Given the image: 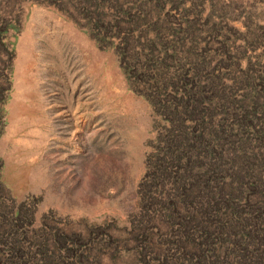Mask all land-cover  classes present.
<instances>
[{
	"label": "rangeland",
	"instance_id": "1",
	"mask_svg": "<svg viewBox=\"0 0 264 264\" xmlns=\"http://www.w3.org/2000/svg\"><path fill=\"white\" fill-rule=\"evenodd\" d=\"M109 1L0 0V264H264V0Z\"/></svg>",
	"mask_w": 264,
	"mask_h": 264
},
{
	"label": "trees",
	"instance_id": "2",
	"mask_svg": "<svg viewBox=\"0 0 264 264\" xmlns=\"http://www.w3.org/2000/svg\"><path fill=\"white\" fill-rule=\"evenodd\" d=\"M37 1H40L41 3H46V4L54 5V7H56L58 10H60L62 12L65 11V13L68 14V16H70L73 19H77L78 18L77 17L78 15H79V18L80 17L81 18L82 17H84V18L85 17H90V20H92V18H94L95 19V22L92 23L91 21H89V24H88V26H90L89 27L90 28L89 29L90 35L99 43L100 47H106V45H109L108 44L109 42L107 40L108 39L107 37H109L108 35L110 33L105 31L104 34L101 35L100 32L102 31V28H106V25H107V23H106L107 22V18L106 17H110L109 16V14H110L109 12L111 10L114 11V8L116 7V6H113V5H116V4L113 3L114 1H112V2H110L109 0H47V1L46 0H37ZM156 1L158 3V0H156ZM159 3H161V0H159ZM71 8L73 9V11H69V9H71ZM73 12H76L77 13V16H74ZM93 15H95L96 18L93 17ZM109 28H112V25L111 24L109 25ZM106 29H108V27ZM191 46H192L191 49H193V50L194 49H198L197 43L195 41H193L191 43ZM9 55H11V54H9ZM120 56H122V58L125 61L128 62V59L126 58L127 57V54H121ZM8 62H10V60ZM124 63H125L124 64L125 65L124 68H125V71H126L127 75L129 76V78L130 77H133L132 74H131V72H129L130 65H127L126 62H124ZM202 64H204V62H202ZM4 68L5 69L3 71H5L6 78L8 80L9 79V77H8L9 76V72L11 70V64H8V65L6 64L4 66ZM218 77L221 78L222 75H220ZM157 88H160V86L157 87ZM6 89L7 88L3 84L0 85V136L2 134L3 126H4V116H3V112L1 110V103H4V101H2L3 100V96H2L3 95V92L2 91H5ZM8 89H9V87H8ZM202 93H203V91H199V94H202ZM178 94L179 93H175V97H178ZM156 95L157 96L154 99L152 95L147 94V93L145 94V96L150 100V102L152 103V105L154 107H156V105L157 106L158 105H161V104H159V102L157 100L159 98V96L161 95L160 91H158V94H156ZM186 95L187 94H184L183 93L180 96H181V98H185V97L187 98ZM190 98H196V97L194 95H192ZM204 103H205L204 99H202L200 97L193 100V105H194L195 108L190 112V114H192V116L190 117L191 118V121H192V118L193 117H195V116L199 117L200 116V115H197V114L202 113V111L200 112L199 108H202L203 111L206 110ZM171 108H172V106H170L169 109H171ZM177 108H175V110H177ZM179 114H181L180 111H179ZM196 121L198 122L197 118H195V120H193V122H195V123H196ZM201 124L204 125V121H202ZM200 126L201 125H198L196 127L197 129H196L195 132L200 131L199 132L200 133L199 138L203 139L204 133L206 131V127H202L201 130H199L198 128H200ZM194 138H196V137H194ZM257 183H258V180H256V179H254L252 181H248V182H240L239 183V187H243L244 186L246 189L249 188V187H254L255 188L257 186ZM260 218L261 217H256L257 221H261ZM262 220L264 221L263 218H262Z\"/></svg>",
	"mask_w": 264,
	"mask_h": 264
}]
</instances>
